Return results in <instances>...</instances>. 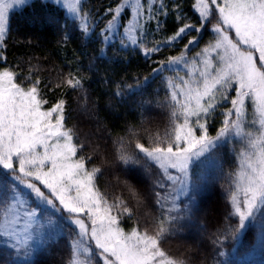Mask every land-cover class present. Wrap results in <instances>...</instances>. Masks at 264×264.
<instances>
[{
    "label": "snow or ice",
    "instance_id": "snow-or-ice-1",
    "mask_svg": "<svg viewBox=\"0 0 264 264\" xmlns=\"http://www.w3.org/2000/svg\"><path fill=\"white\" fill-rule=\"evenodd\" d=\"M28 2L0 0V49L9 31L10 11ZM47 2L66 9L70 20L65 23L78 28L85 42L90 39L93 28L87 23L89 13L83 10V0ZM145 2L147 8L142 0H120L108 8L110 18L98 34L102 43L123 28L121 45L136 46L150 58L187 33L198 34L184 44L179 56L158 61L152 69L153 74L173 66L186 69L183 76L177 73L164 80V102L170 109V130L165 138L157 135L152 147L136 140L133 148L135 131L129 128L127 143L124 137L114 141L115 162L125 171L137 166L146 174H151L153 166L161 170L155 186L169 190L156 192L159 215L152 217L150 227L141 229L137 224L125 231L120 226L121 217L131 218L133 209L123 198L109 201L97 188L103 169L89 170L86 164L91 157H78L84 145L76 142L79 135L75 130L66 127V101L59 99L46 108L42 81L38 76L32 79L33 69L20 79L22 73L12 66L0 67V237L10 250L9 258L30 257L58 244L67 226V264H187L161 247L179 231L184 219L177 196L189 194L190 170L212 159L216 150L229 142L236 167L227 174L222 163L217 167L229 184L232 211L226 219L238 218V223L226 225L223 232L242 240L246 222H251L259 224L264 241V0H195L200 26L184 23L166 41H157L152 47L144 44L149 26L155 21L156 28H161L162 16L168 11L163 4L155 6L154 0ZM174 10L178 12L179 5ZM125 12L130 18L122 22ZM212 19L216 20L210 29L214 39L189 59L187 52L199 43V34ZM103 55L101 48L98 58ZM0 60L6 63L2 54ZM149 79L138 80L135 88L139 90ZM64 82L72 89L83 88L78 73H69ZM115 95H123L119 86ZM224 104L229 106L223 111L220 127L210 134L213 113ZM129 191L142 203L137 189L130 187ZM45 213L47 219L42 224ZM221 242L220 236L213 241Z\"/></svg>",
    "mask_w": 264,
    "mask_h": 264
},
{
    "label": "trees",
    "instance_id": "trees-1",
    "mask_svg": "<svg viewBox=\"0 0 264 264\" xmlns=\"http://www.w3.org/2000/svg\"><path fill=\"white\" fill-rule=\"evenodd\" d=\"M118 2L120 0H83V10L89 13L87 23L93 28L90 39L85 42L78 28L65 23L70 17L61 6L47 0H29L27 5L9 13V31L4 47L0 49L6 63L0 60V67L12 66L22 73L20 79L28 75L30 68L33 69L32 79L38 76L42 81L41 89L48 101L46 108L59 99L66 101V127L74 129L79 135L76 142L84 145L78 157H91L86 164L89 170L102 167L96 186L109 201L120 197L133 209L131 218L127 215L121 217L120 226L129 230L139 224L143 229L151 226L153 216L159 215L156 192L163 193L169 189L155 186V181L161 177L158 167L153 166L151 174H146L139 166L125 171L115 162L117 145L114 141L124 137L127 143L129 128L135 131V136L131 137L133 148L136 140L152 147L157 135L165 138V133L170 130V109L164 102V80L177 73L183 76L186 70L173 66L161 74H153L152 69L157 67L158 61L179 56L184 51V44L198 34L189 32L179 41L162 46L161 51L150 58L142 55L136 46L121 45L123 28L102 43L98 34L110 18L106 10ZM142 3L147 8L145 0ZM154 4L157 7L165 5L168 14L162 16L161 28H156L155 21L149 26L144 38L147 47H152L157 41H166L184 23L200 26L195 0H154ZM176 5H179L178 12L174 10ZM129 18L125 12L122 22ZM214 23L216 20L212 19L199 34V43L187 52L189 59L214 39L210 30ZM101 48L104 55L98 58ZM69 73L79 74L82 89L67 86L64 81ZM146 76L150 77L149 82L137 90L138 80ZM129 85L133 86L131 90L127 87ZM118 86L123 92L121 96L115 95ZM228 106L224 104L213 113L210 134L214 135L220 127L223 111ZM232 148L233 144L229 142L218 148L212 159L194 166L190 170V192L181 195L177 201L184 219L178 225L179 231L164 240L161 247L170 255L185 259L187 264H264V241L259 224L249 222L239 241L223 232L226 225L238 223V218L226 219L232 211L228 200L229 184L227 176L221 175L217 167L222 163L225 174L235 169ZM130 187L141 193L142 203L132 197ZM65 229V237L58 244L41 249L30 257L13 255L9 258L10 250L0 243L3 251L0 264L4 260L8 264H26V261L30 264H67V234L70 229L67 226ZM225 235L227 238H223ZM218 236L222 242L213 243Z\"/></svg>",
    "mask_w": 264,
    "mask_h": 264
},
{
    "label": "rangeland",
    "instance_id": "rangeland-1",
    "mask_svg": "<svg viewBox=\"0 0 264 264\" xmlns=\"http://www.w3.org/2000/svg\"><path fill=\"white\" fill-rule=\"evenodd\" d=\"M60 6V5H59ZM16 9V8H15ZM64 9V8H63ZM14 10V9H13ZM12 11V10H11ZM10 11V12H11ZM64 11L67 13V11H66V9H64ZM68 15V14H67ZM191 59V58H190ZM177 67V66H176ZM177 68H181V69H184L182 66H180V67H177ZM184 70H186V69H184ZM234 94V93H233ZM174 171V170H173ZM175 174H177L178 175V173H175ZM189 176H190V174H189ZM23 192H25V193H27L28 192V190L27 189H21ZM168 191V190H167ZM180 196L181 195H178L177 196V201H178V199L180 198ZM30 202H33L34 203V201H30ZM38 215H40L39 213H38ZM47 213H45L43 216H42V218H41V223L43 224L44 222H45V220L47 219ZM247 224L249 223V222H246ZM132 229V228H131ZM131 229H129V230H131ZM129 230H125V231H129ZM65 231H67V229H65L64 228V232ZM48 234L49 235H52V233H51V231L49 230V232H48ZM0 243H2V244H4V242H3V238L2 237H0ZM101 264H102V261H101Z\"/></svg>",
    "mask_w": 264,
    "mask_h": 264
}]
</instances>
